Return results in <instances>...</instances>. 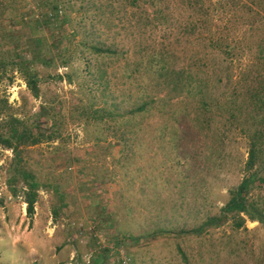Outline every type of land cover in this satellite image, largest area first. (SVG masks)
Listing matches in <instances>:
<instances>
[{"label":"rangeland","instance_id":"374dc122","mask_svg":"<svg viewBox=\"0 0 264 264\" xmlns=\"http://www.w3.org/2000/svg\"><path fill=\"white\" fill-rule=\"evenodd\" d=\"M171 1L163 36L122 0H0V134L40 137L18 162L0 143V264H264L261 223L240 214L237 227L233 213L205 226L246 176L264 0ZM144 46L204 84L170 101L184 108L185 136H160L173 108L157 84L139 88ZM16 55L37 96L9 64ZM20 170L40 186L31 218ZM248 198L264 209V184Z\"/></svg>","mask_w":264,"mask_h":264},{"label":"trees","instance_id":"16d2710c","mask_svg":"<svg viewBox=\"0 0 264 264\" xmlns=\"http://www.w3.org/2000/svg\"><path fill=\"white\" fill-rule=\"evenodd\" d=\"M181 1L184 3L188 2L191 5L197 0ZM122 2H127L131 5V7H133V11L135 12H133L132 15L136 18V20H142L139 27L145 30L147 35L150 28L158 34L163 33V36L167 35L170 29L168 18V9L170 8L168 5L170 0H122ZM171 2L178 3V0H172ZM52 8L59 12V8L57 6H53ZM108 50L110 51V48L105 49V51ZM139 52L143 53L140 54V56H144L135 63V72L140 75L142 80L139 88L142 89V86L144 88L146 83L145 81H147L152 84H157L159 86L157 89L161 87L163 88V91L165 89V97L161 98L164 106L170 105V101L174 97L176 98L184 95L196 98L198 94L202 93L204 88L202 80L193 76L190 72L180 71V69L175 70L174 62L171 60L169 53L165 51L163 47L159 46V48H154L152 50L144 46L142 50H139ZM9 64L13 65V68H17L22 72L28 89L32 92L33 96H37L38 80L35 74L30 71L29 63L22 62L16 55L12 58ZM131 74L135 73L132 71ZM131 74H128L127 76H130ZM256 94L257 96L253 103L255 107L254 113L256 117V125L254 130L248 134V157L244 166L246 176L239 187L234 190H230V199L221 210V215L211 219L210 223L209 220H207L205 226L212 225L217 221L221 223L223 218L227 217L229 214L235 213V216L240 219L236 222L237 227H240L243 221L240 214H244L252 221L261 223L264 227V209L260 208L256 203H251L248 198V190L251 186L256 183L259 185L264 184V86ZM231 99L233 102L232 110H235L237 95H232ZM199 105L202 106L204 103ZM170 106L173 110H164L166 121L163 124V128L160 130L162 140H164L167 136H171L174 131L178 132L182 136H185L184 132L178 129L181 123L180 120L184 115V108L181 104L179 107L175 104ZM145 109L146 104H142L133 108L130 113H142ZM99 112H102V110H97L96 114L98 115ZM104 115L112 117V121L118 117V114H115V112L107 110H105ZM39 142L40 137L33 136L29 130L25 128L21 131L16 128H11L7 134H0V143L6 149H11L14 152L15 162L20 160V147L22 145H33L36 143L38 144ZM20 172L25 178V184L28 189L26 196V212L31 218L34 214V204L36 203L40 186L34 176L30 173L25 170H20Z\"/></svg>","mask_w":264,"mask_h":264}]
</instances>
